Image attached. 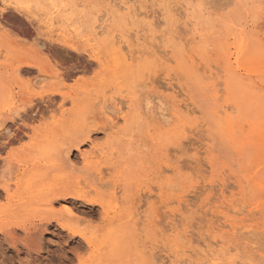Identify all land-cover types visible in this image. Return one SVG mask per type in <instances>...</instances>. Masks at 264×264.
I'll return each instance as SVG.
<instances>
[{"label": "rangeland", "instance_id": "374dc122", "mask_svg": "<svg viewBox=\"0 0 264 264\" xmlns=\"http://www.w3.org/2000/svg\"><path fill=\"white\" fill-rule=\"evenodd\" d=\"M127 2L0 0V264H264V0Z\"/></svg>", "mask_w": 264, "mask_h": 264}, {"label": "bare ground", "instance_id": "6f19581e", "mask_svg": "<svg viewBox=\"0 0 264 264\" xmlns=\"http://www.w3.org/2000/svg\"><path fill=\"white\" fill-rule=\"evenodd\" d=\"M116 3V2H115ZM119 6L120 7H124V10L125 9H127V10H129V12L131 13V11H133V12H135L134 10V8L133 7H131V6H128L127 5V0H119ZM136 7V6H135ZM138 9V8H137ZM138 11V10H137ZM136 14V13H135ZM141 15V14H140ZM183 16V15H182ZM182 20V19H181ZM191 20V19H190ZM198 26V25H197ZM99 28H100V26H99ZM179 28V27H178ZM201 30V29H200ZM186 31V30H185ZM134 42V41H133ZM240 43V42H239ZM63 48V47H62ZM66 50V49H65ZM134 54V53H133ZM123 58V57H122ZM120 61H121V59H120ZM122 61H123V59H122ZM121 61V62H122ZM33 105V104H32ZM109 108V107H108ZM56 111V110H55ZM55 111H53V112H55ZM37 112V111H36ZM51 113H52V111H51ZM56 113V112H55ZM53 115V114H52ZM17 116V115H16ZM10 118V117H9ZM24 118V117H23ZM26 120V119H25ZM20 123V122H19ZM22 128V127H21ZM98 128H99V126H98ZM97 128V129H98ZM100 128H103V127H100ZM108 128V127H107ZM27 130V129H26ZM20 137V136H19ZM90 139V137L87 135V136H85V137H83V138H81L79 141H77L76 142V144L74 145L77 149H78V145H79V143H81V142H85L86 140L88 141ZM10 141H12V140H10ZM14 141V140H13ZM3 144V143H2ZM3 147V146H2ZM74 164V163H73ZM7 168H8V166H7ZM45 225V224H44ZM45 227V226H44ZM41 228V227H40ZM13 232V231H12ZM68 233V232H67ZM30 234H32V233H30ZM15 235H17V232H16V234ZM34 237V236H33ZM71 237V236H70ZM147 257V256H146Z\"/></svg>", "mask_w": 264, "mask_h": 264}]
</instances>
